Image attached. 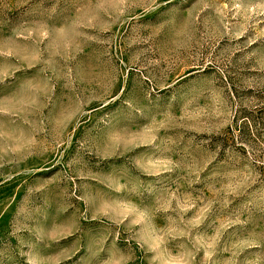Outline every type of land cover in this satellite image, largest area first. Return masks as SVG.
Returning a JSON list of instances; mask_svg holds the SVG:
<instances>
[{"label":"rangeland","instance_id":"374dc122","mask_svg":"<svg viewBox=\"0 0 264 264\" xmlns=\"http://www.w3.org/2000/svg\"><path fill=\"white\" fill-rule=\"evenodd\" d=\"M0 264H264V0H0Z\"/></svg>","mask_w":264,"mask_h":264}]
</instances>
